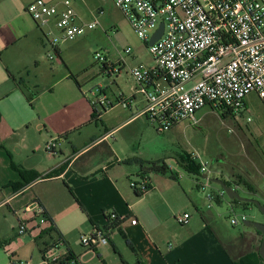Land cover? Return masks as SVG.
Segmentation results:
<instances>
[{
	"label": "rangeland",
	"instance_id": "obj_1",
	"mask_svg": "<svg viewBox=\"0 0 264 264\" xmlns=\"http://www.w3.org/2000/svg\"><path fill=\"white\" fill-rule=\"evenodd\" d=\"M65 1L71 3L84 22L98 19L101 25L82 37L84 42L81 45L75 47L71 43L63 47L62 60L56 57L45 40L37 70L32 65L33 58L13 60V78L19 85L20 80L25 82L20 91L14 88L13 80L0 84V134L8 144L12 143L7 135L11 136L18 116L29 122L21 127L20 135H27L24 131L29 132L27 128H31L29 136L32 141L38 130L36 118L50 114L65 117L73 127L80 125L76 141L84 146L90 137L102 135L107 128L113 129L127 121L130 115L137 114L144 101L137 95V102L130 101V108L116 105L121 94L129 100L135 96L133 88L136 84L130 73L141 65L152 63V57L147 51L148 46L137 37L116 7L115 0H46L61 9ZM26 14L23 11V15L16 17L15 20H19L17 26L25 30L37 29L35 22ZM11 16L13 20V14ZM127 49H132L133 54L125 56V64L118 65L121 54ZM97 54L106 56L110 63L116 65L115 75L103 72L104 66L97 62ZM50 56L56 61H51ZM27 63H31L30 73L27 72ZM33 94H38V99L31 103L30 95ZM100 97H106L114 103V107L104 108L98 104ZM246 104V110L240 113H228L226 108L207 106L197 113L196 124L186 121L165 133H159L145 117L144 123L129 124L120 134H113L110 140L111 144H115L120 139L123 160L136 156L138 163L126 168H140L167 193L172 192L175 202L171 204V209L174 213L182 209L183 203L187 204L193 218L209 224L211 230H215L222 249H227L233 258L257 249L263 238L255 228L246 227L241 218L245 216L248 221L263 223L264 216L254 206L245 208L229 204L231 201L227 196L224 204L211 203L209 197L215 195L213 189L219 188V185L200 178L202 175L191 173L186 166L189 161L200 165L202 160L212 171L211 180H222L233 188L236 185L242 197L264 204V103L254 94ZM8 144L4 147L8 148ZM57 144L59 150L62 143ZM132 177L133 181L141 180L135 171ZM197 177L200 181L204 180L205 186L208 183L206 190L197 189L193 183L192 192L186 185V181H195ZM173 181L175 183H171ZM65 192L66 212L72 215L62 229L72 245L81 247L82 238L90 235L91 226L87 220L77 218L82 212L74 214V211L80 210V207L72 193ZM198 195L202 199L198 200V206L203 209L200 212L194 206V203L197 205ZM203 201H206V207L201 204ZM11 218L13 229H10L12 220L6 222L0 213V264H43L46 250L55 245V240L47 236L41 239L42 235L39 237L45 225H41L39 219L31 221L32 215L24 216V220L29 222L28 232L20 236V223L13 215ZM232 219H237L238 225H232ZM104 221L108 222L105 218ZM92 264L101 262L96 260Z\"/></svg>",
	"mask_w": 264,
	"mask_h": 264
},
{
	"label": "crops",
	"instance_id": "obj_2",
	"mask_svg": "<svg viewBox=\"0 0 264 264\" xmlns=\"http://www.w3.org/2000/svg\"><path fill=\"white\" fill-rule=\"evenodd\" d=\"M35 1L0 0V84L13 80L14 88L19 91L23 89L22 83L25 81L20 80L19 85L13 78V60L33 58L32 65L37 70L40 67L39 54L46 45L43 33L38 27L21 29L17 26L19 20H15L23 15V11L26 13L27 7ZM83 42L80 37L73 44L77 47ZM62 48L59 52L61 60L64 55ZM30 67L31 63H27L28 73L32 70ZM103 72L106 73L104 68ZM37 95L35 94L31 103L38 99ZM132 100L137 102L135 96L130 101ZM141 103L137 114L130 115L127 121L113 129L107 128L102 135L90 137L84 146L78 145L76 141V133L81 126L73 127L63 116L39 115L35 122L37 135L32 141L29 136L31 128H27L29 132L24 131L27 135H20L21 127L28 121L21 115L18 116L11 136L7 135L12 144H8L0 134L1 217L6 222L11 219L10 229H13L11 215L20 222L24 219V208L32 202H38L46 210L48 218L45 230L39 237L49 228H55L67 244L62 252L66 256L72 250L79 264H92L96 260L101 264H233L234 258L227 249H222L215 230H211L209 224L195 220L185 203L181 210L174 213L171 209V204L175 202L172 192L167 193L156 181L144 175L140 168H126L138 163L136 156L123 160L119 149L120 139L115 144L110 143L111 136L120 134L129 124L144 123L146 116L142 115V111L146 104L144 101ZM52 139L62 143L59 150L57 144L56 154L45 150V145ZM68 143L69 147H66ZM6 144L8 148L4 147ZM14 165L35 172L37 178L24 189L16 191L11 184L20 183L23 179ZM134 171L140 179L146 178L152 187L141 198L131 190L130 181ZM200 178L204 179V176ZM200 178L186 181L192 192L193 183L197 189L206 190L208 187V183L205 186L204 180L200 181ZM234 189L236 190V185ZM65 190L71 192L76 199L80 210H75L74 214L77 211L82 212L83 215L80 214L77 218L88 221L91 226L90 234L96 228H110L108 246L92 253L82 246L70 243L68 234H64L62 229L72 215L66 212ZM213 190V201L224 204L226 196L220 197L223 189L219 186ZM197 198V205L194 203V206L200 212L203 209L198 206V200L202 199L199 195ZM201 204L206 207V201ZM229 204L232 205V201ZM111 213L116 214L118 220H109ZM184 214H190L191 220L188 226L182 227L176 218ZM33 220L32 218L31 221ZM132 220H137V225ZM26 222L28 225L29 222ZM115 223L122 225L116 228Z\"/></svg>",
	"mask_w": 264,
	"mask_h": 264
},
{
	"label": "built area",
	"instance_id": "obj_3",
	"mask_svg": "<svg viewBox=\"0 0 264 264\" xmlns=\"http://www.w3.org/2000/svg\"><path fill=\"white\" fill-rule=\"evenodd\" d=\"M115 5L149 48L152 64L141 65L130 75L136 84L135 97L140 95L146 104L142 115L159 133L186 121L196 124L197 113L207 106L240 113L254 94L264 103V0H115ZM62 6L61 9L46 0H37L26 9L59 60L62 47L101 25L98 19L84 22L69 1ZM162 23L161 39L149 46ZM132 54V49L125 50L118 65ZM50 60L56 61L52 56ZM96 60L106 66L109 76L117 73L116 65L106 56L97 54ZM98 102L103 107H114L106 97H100ZM116 103L125 109L131 107L123 94ZM56 148L57 140L46 144L48 153L56 154ZM200 161L201 174L211 181L209 165ZM130 186L134 192L146 194L150 183L141 178L131 180ZM224 196L222 191L220 197ZM209 200L212 202L214 196ZM23 215H32L41 225L48 222L46 210L38 202L26 206ZM109 220L116 221L118 216L111 213ZM190 220V214L176 218L182 227L188 226ZM246 220L245 216L241 218L243 223ZM19 223V235L24 236L27 222L23 219ZM231 223L238 225V220L232 219ZM109 231L108 227L96 228L82 238V247L93 253L108 246ZM65 247L61 240L48 248L43 264H57L65 256Z\"/></svg>",
	"mask_w": 264,
	"mask_h": 264
},
{
	"label": "trees",
	"instance_id": "obj_4",
	"mask_svg": "<svg viewBox=\"0 0 264 264\" xmlns=\"http://www.w3.org/2000/svg\"><path fill=\"white\" fill-rule=\"evenodd\" d=\"M103 68L106 70V66H104ZM33 97H35V95H30V101H32L34 99ZM228 113H232V111L228 109ZM1 120H2V117L0 114V122H1ZM13 167L15 168V170H17L21 174L22 179H23V181L20 183L11 184V187H13L16 191L24 189L27 185H29L31 183V181H33L34 179L37 178V174L33 171H27V170H24V169H21V168L15 166V165ZM186 168H187V170H189L193 174L201 175V165H197L194 161H189ZM162 171H165V170L163 169ZM226 184L229 185L228 183H226ZM150 190H152L151 186H149V188H148V191H150ZM135 193L139 198H141L145 195V194H139L137 192H135ZM232 204L233 205H241L245 208H248L249 206H254L253 204L240 202L237 200L232 201ZM121 225H122L121 223H115L116 228L121 227ZM258 234L262 236L261 233L258 232ZM42 235L43 236L41 237V239H43V237L47 236L51 240H55L54 241L55 245L61 240H63L65 242L63 237L57 233L55 228H52V227L49 228L48 230H46ZM262 240H263V238H262ZM262 240H261V242H262ZM65 244H66V242H65ZM260 246H261V243H260ZM260 246L258 245L257 249H252L251 251H249L245 255H240L238 258H234L233 264H264V260L261 258L260 254H259ZM57 264H79V263L75 257L74 252L72 250H69L67 255L64 256Z\"/></svg>",
	"mask_w": 264,
	"mask_h": 264
},
{
	"label": "water",
	"instance_id": "obj_5",
	"mask_svg": "<svg viewBox=\"0 0 264 264\" xmlns=\"http://www.w3.org/2000/svg\"><path fill=\"white\" fill-rule=\"evenodd\" d=\"M164 33V24L162 23L160 28L155 32L152 36L151 40L149 41V46H153L156 42H158ZM214 183L218 184L222 189L225 195L231 200H237L240 202H245L249 204H253L257 210L264 216V204L258 200H250L247 198L242 197L233 187L228 186L222 180H212ZM244 225L246 227H253L256 231L262 234L263 240L261 242L259 254L261 258L264 260V223H257L253 221H244Z\"/></svg>",
	"mask_w": 264,
	"mask_h": 264
},
{
	"label": "flooded vegetation",
	"instance_id": "obj_6",
	"mask_svg": "<svg viewBox=\"0 0 264 264\" xmlns=\"http://www.w3.org/2000/svg\"><path fill=\"white\" fill-rule=\"evenodd\" d=\"M264 223V222H263Z\"/></svg>",
	"mask_w": 264,
	"mask_h": 264
}]
</instances>
